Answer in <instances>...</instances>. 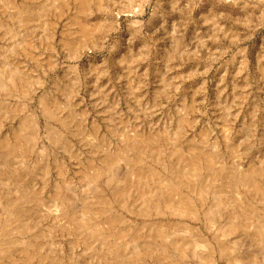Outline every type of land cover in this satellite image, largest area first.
I'll list each match as a JSON object with an SVG mask.
<instances>
[{
	"label": "rangeland",
	"instance_id": "rangeland-1",
	"mask_svg": "<svg viewBox=\"0 0 264 264\" xmlns=\"http://www.w3.org/2000/svg\"><path fill=\"white\" fill-rule=\"evenodd\" d=\"M0 264H264V0H0Z\"/></svg>",
	"mask_w": 264,
	"mask_h": 264
},
{
	"label": "bare ground",
	"instance_id": "bare-ground-1",
	"mask_svg": "<svg viewBox=\"0 0 264 264\" xmlns=\"http://www.w3.org/2000/svg\"><path fill=\"white\" fill-rule=\"evenodd\" d=\"M200 241H206L205 239H199Z\"/></svg>",
	"mask_w": 264,
	"mask_h": 264
}]
</instances>
